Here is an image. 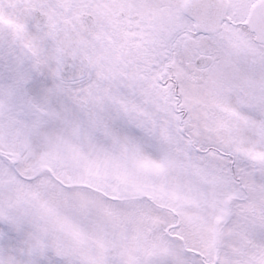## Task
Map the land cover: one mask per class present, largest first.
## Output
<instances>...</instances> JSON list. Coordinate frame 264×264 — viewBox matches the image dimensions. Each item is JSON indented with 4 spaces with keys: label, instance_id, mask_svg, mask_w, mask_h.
Segmentation results:
<instances>
[{
    "label": "snow or ice",
    "instance_id": "snow-or-ice-1",
    "mask_svg": "<svg viewBox=\"0 0 264 264\" xmlns=\"http://www.w3.org/2000/svg\"><path fill=\"white\" fill-rule=\"evenodd\" d=\"M0 264H264V0H0Z\"/></svg>",
    "mask_w": 264,
    "mask_h": 264
}]
</instances>
